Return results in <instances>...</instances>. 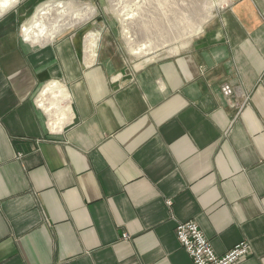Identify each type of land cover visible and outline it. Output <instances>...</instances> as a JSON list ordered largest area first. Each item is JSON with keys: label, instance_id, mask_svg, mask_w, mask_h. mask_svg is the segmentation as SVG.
Wrapping results in <instances>:
<instances>
[{"label": "crops", "instance_id": "0c3cea01", "mask_svg": "<svg viewBox=\"0 0 264 264\" xmlns=\"http://www.w3.org/2000/svg\"><path fill=\"white\" fill-rule=\"evenodd\" d=\"M57 1L0 19V264H194L188 221L217 255L245 242L234 264H264V0H232L138 67L113 29L25 43L21 24ZM49 80L75 114L60 135L32 103Z\"/></svg>", "mask_w": 264, "mask_h": 264}, {"label": "rangeland", "instance_id": "374dc122", "mask_svg": "<svg viewBox=\"0 0 264 264\" xmlns=\"http://www.w3.org/2000/svg\"><path fill=\"white\" fill-rule=\"evenodd\" d=\"M76 1L78 5H76L73 8L77 7L78 9H83V8L85 9L86 6L90 5L91 7H94L96 9V14L93 18L89 19L88 21L83 22L77 26L70 27L71 29H68L66 32L62 33V35L65 33H68V36L74 34L83 43L84 37L87 36L90 31L96 29V27H98V29L101 31V39H104V37L102 36V30L104 31V30L113 29L115 33L108 32V35L106 33L105 41L106 40L110 42L112 41L114 48L113 50L115 51L118 50V53L125 56L127 61H131L132 66L138 67L140 64L145 62L146 59L151 58L153 55H155V57L152 58V60L173 55V53H171L173 52L172 48H176L177 51L183 50V48H180L178 50V47H180L182 43L186 41L185 38H187V36L185 35V33L188 30L189 32L192 30L191 26L193 25L197 26L198 24H202L203 26V24L210 17L214 16L217 12L227 7L232 0H226V3H224L222 6L219 7L217 6L216 8H214V6L216 4L221 3L224 0H180V5H182L180 14L178 15H174V13H170V15L168 14L169 17L167 18V21L164 24L163 28H159L160 26H158V24H153V23L152 25L150 24L149 27H146L145 23L142 21V19H144L145 21L147 20L152 21L156 19L155 21H157L160 19V17H162V14L160 13H162L161 11L164 5L161 4L159 0H152L151 2L152 13L151 14L149 13L147 17L145 16L143 18L140 17L142 19H140V21L138 20L139 22H136L137 24L138 23L140 24L138 25L135 24L136 27L134 26V31L137 32L136 35L139 42L143 43L145 38L146 41L149 40L150 38L152 40L154 39L153 41H155V43L159 45L166 42L164 44L167 47L165 49L161 47L156 48L153 52L147 55L146 58L136 57L131 53V45L124 39L123 36V23L121 19L122 17L120 13L117 12V10L115 9L113 5L115 2L113 0H76ZM46 2H48V0H45L44 3ZM44 3L42 2V4ZM173 7L171 8L173 9ZM210 12H211L210 17L203 22L202 20H204L205 17H208ZM32 18H34V16ZM32 18L31 20H33ZM31 20L29 21L30 23L32 22ZM148 30L150 34H148L147 32ZM58 103L59 105H61L60 102Z\"/></svg>", "mask_w": 264, "mask_h": 264}, {"label": "bare ground", "instance_id": "6f19581e", "mask_svg": "<svg viewBox=\"0 0 264 264\" xmlns=\"http://www.w3.org/2000/svg\"><path fill=\"white\" fill-rule=\"evenodd\" d=\"M113 1L115 2L113 4L115 9L117 10V12L120 13L122 17L120 18L122 19V23H123V36L124 39L131 45V53L133 55H135L136 57H147V55L153 52L156 48L161 47L165 49L167 47L164 44L166 42L159 45L156 44L155 41H153L154 39L152 40L150 38L147 41L145 38L143 43L139 42L136 35L137 32L134 31V26L135 24H137L136 22H139L140 19H142L144 16L147 17L149 13L150 14L152 13L151 10L152 0H113ZM159 1L161 2V4L164 5V7L162 6L163 7L161 11L162 13H160L162 14V17H160V19L157 21H155L156 19L152 21L150 20L145 21L144 19H142L146 27H149V25L150 24L152 25L153 23V24H158V26H160L159 28H163L170 13H174V15L180 14L182 9V5H180V0H159ZM224 3H226V0L222 1L219 4H216L214 8H216L217 6L218 7L222 6ZM76 5H78L76 0H59L55 3H48L44 5L40 10H37L38 12L34 16L32 22L26 25L25 27L32 29L33 32H38L39 29H36L35 25L37 23H40L47 29V33L43 37L34 36L33 42L41 43V42L52 41L56 39L60 34L64 33L66 30L70 29V27H74L83 22H86L96 14V9L94 7H91L90 5L86 6L85 9L84 8L78 9L77 7L73 8ZM171 7H173V9ZM41 12L47 14L41 15ZM210 14L211 12L209 13L208 17H205L204 20L202 21L204 22L205 20H207L210 17ZM191 29L192 30L190 32L188 30L185 33V35L187 36V38H185L186 41H184L182 45L178 47V50L180 48H185L190 43L191 38L201 31L202 24H198L197 26L193 25L191 26ZM147 32L148 34H150L149 30ZM97 41L98 40L95 37L93 39L91 38L87 39L86 46L89 54L88 58H94L96 56L95 47ZM172 50L173 52H177L176 48H172ZM55 93H57V95H55ZM39 102L44 103L46 107H50L52 104H57L60 108L58 102H61V91L59 92L56 90V88H53L50 92H48L47 95L42 96ZM55 114H56L55 112L51 113V116L54 117Z\"/></svg>", "mask_w": 264, "mask_h": 264}, {"label": "clouds", "instance_id": "9594fccd", "mask_svg": "<svg viewBox=\"0 0 264 264\" xmlns=\"http://www.w3.org/2000/svg\"><path fill=\"white\" fill-rule=\"evenodd\" d=\"M22 0H0V19H3L5 16L19 9ZM43 4L38 3L32 13V16L37 14V10L42 8ZM47 13L41 12V15H46ZM31 19V17H29ZM26 21L21 24V35L24 39V42L29 44L30 47L33 45V37H43L47 33V29L40 23L35 25L36 29H39L38 32H33L32 29L25 27ZM53 88L61 89V103L64 104L62 109L59 108L57 104H52L50 107H46L44 103L39 102L42 96H45ZM64 85L61 80H49L44 83V86L37 92L36 96L33 97L32 103L36 110L40 111L45 120L43 127L47 130L49 135H60L63 133L64 128L75 118V114L71 111L70 104L67 101L70 99L64 89ZM159 91H163V88H159ZM227 92L228 89L225 88ZM55 98V97H54ZM56 113L53 119H47L49 114Z\"/></svg>", "mask_w": 264, "mask_h": 264}, {"label": "built area", "instance_id": "2783aa9c", "mask_svg": "<svg viewBox=\"0 0 264 264\" xmlns=\"http://www.w3.org/2000/svg\"><path fill=\"white\" fill-rule=\"evenodd\" d=\"M225 88L228 91H225ZM225 97L232 95V88L226 85L222 88ZM176 237L194 264H234L248 255L249 246L242 242L233 247L225 255H217L209 240L199 225L194 221L179 223L176 227Z\"/></svg>", "mask_w": 264, "mask_h": 264}]
</instances>
